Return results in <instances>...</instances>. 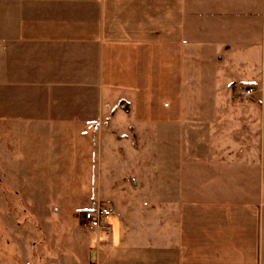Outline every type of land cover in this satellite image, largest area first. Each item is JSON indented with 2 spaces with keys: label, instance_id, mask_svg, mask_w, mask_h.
Returning <instances> with one entry per match:
<instances>
[{
  "label": "crops",
  "instance_id": "0c3cea01",
  "mask_svg": "<svg viewBox=\"0 0 264 264\" xmlns=\"http://www.w3.org/2000/svg\"><path fill=\"white\" fill-rule=\"evenodd\" d=\"M22 118L142 177L112 185L96 264H264V0H0L8 167Z\"/></svg>",
  "mask_w": 264,
  "mask_h": 264
},
{
  "label": "rangeland",
  "instance_id": "374dc122",
  "mask_svg": "<svg viewBox=\"0 0 264 264\" xmlns=\"http://www.w3.org/2000/svg\"><path fill=\"white\" fill-rule=\"evenodd\" d=\"M242 86L248 85L235 86L238 95ZM19 104L20 110L29 109L28 102ZM55 125L20 119L14 143L19 160L11 167L0 161V264H96L98 243L106 237L87 229L81 211L93 203L112 207L108 196L115 190L123 193L144 184L142 177H120L114 184L105 166L99 177L91 160L76 157V144L59 148L69 150L67 157L57 155L54 135L40 130ZM10 130L0 123V138L12 146ZM101 251L106 264L107 252Z\"/></svg>",
  "mask_w": 264,
  "mask_h": 264
},
{
  "label": "built area",
  "instance_id": "2783aa9c",
  "mask_svg": "<svg viewBox=\"0 0 264 264\" xmlns=\"http://www.w3.org/2000/svg\"><path fill=\"white\" fill-rule=\"evenodd\" d=\"M252 94L251 87H243L239 89V96H249ZM82 214L84 225L93 233L98 232L100 235L108 237L113 230V214L114 209L106 204L93 203L89 207L83 209Z\"/></svg>",
  "mask_w": 264,
  "mask_h": 264
},
{
  "label": "trees",
  "instance_id": "16d2710c",
  "mask_svg": "<svg viewBox=\"0 0 264 264\" xmlns=\"http://www.w3.org/2000/svg\"><path fill=\"white\" fill-rule=\"evenodd\" d=\"M247 85L248 86H252L251 84H247ZM84 212H85L84 210L81 211L82 214H84Z\"/></svg>",
  "mask_w": 264,
  "mask_h": 264
}]
</instances>
